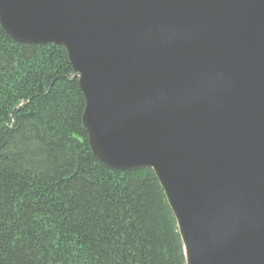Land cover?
Segmentation results:
<instances>
[{"label":"water","instance_id":"water-1","mask_svg":"<svg viewBox=\"0 0 264 264\" xmlns=\"http://www.w3.org/2000/svg\"><path fill=\"white\" fill-rule=\"evenodd\" d=\"M67 53L92 154L149 168L186 264H264V0H0Z\"/></svg>","mask_w":264,"mask_h":264},{"label":"trees","instance_id":"trees-1","mask_svg":"<svg viewBox=\"0 0 264 264\" xmlns=\"http://www.w3.org/2000/svg\"><path fill=\"white\" fill-rule=\"evenodd\" d=\"M84 105L62 46L0 24V264H186L157 177L95 157Z\"/></svg>","mask_w":264,"mask_h":264}]
</instances>
